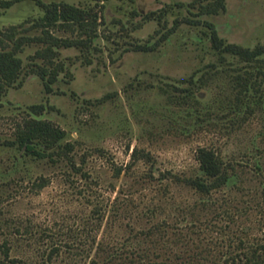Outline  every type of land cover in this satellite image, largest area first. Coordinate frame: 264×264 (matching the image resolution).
Wrapping results in <instances>:
<instances>
[{
	"label": "rangeland",
	"instance_id": "374dc122",
	"mask_svg": "<svg viewBox=\"0 0 264 264\" xmlns=\"http://www.w3.org/2000/svg\"><path fill=\"white\" fill-rule=\"evenodd\" d=\"M65 1L99 9L91 44L58 47L64 68L49 91L27 63L35 45H24L21 73L0 92V241L9 256L17 264H94L102 248L115 256L131 250L152 225L150 246L160 253L149 256L174 264L192 255L207 264L239 237L264 240V197L249 152L264 144V111L229 108L240 62L218 57L204 23L224 40L252 45L264 40V0H223L206 13L197 11L204 0ZM40 12L34 0H14L0 6V27ZM32 102L43 106L33 115L64 128L78 169L5 142ZM200 144L233 158L235 182L206 195L169 175L197 172ZM132 146L142 153L125 167ZM38 174L48 180L33 189Z\"/></svg>",
	"mask_w": 264,
	"mask_h": 264
},
{
	"label": "trees",
	"instance_id": "16d2710c",
	"mask_svg": "<svg viewBox=\"0 0 264 264\" xmlns=\"http://www.w3.org/2000/svg\"><path fill=\"white\" fill-rule=\"evenodd\" d=\"M14 0H0V6H8ZM41 12L33 17L18 22H11L0 27V92L6 85L14 82L23 68V62L18 54L24 45L34 44L32 52L28 53L29 69L41 80L44 90H51V83L55 81L59 73L63 71L64 62L57 57L59 46L88 47L92 38L97 34L98 24L102 21L98 8L84 7L65 0H34ZM223 7V0H204L198 3L199 13L215 12ZM149 14V12H146ZM145 13V14H146ZM146 14V15H147ZM25 21H28L25 23ZM208 38L210 45L217 51L218 57L224 59L223 53L235 57L240 63L233 67L231 79L234 83L235 93L230 100L229 108L236 115L249 113L254 109L264 111V40L252 45H243L234 41H227L220 37L210 24ZM32 29V31H29ZM170 28L167 29L170 30ZM58 30L65 33H59ZM165 36V32L160 37ZM149 44L135 43L134 48L145 49ZM193 74L184 79L190 81ZM25 114H22L13 124L12 137L5 139L8 144H13L22 154L32 157H46L56 160L64 157L71 165L72 170L78 169L73 161L70 150L72 142L66 138L63 127L51 120L33 115L42 109L41 102L27 104ZM262 134L264 137V115L262 122ZM253 153L250 163L253 165L252 173L258 176L261 184L260 192L264 197V144L259 146L252 144L249 150ZM142 153L135 146L129 152L130 159L125 167L136 156ZM142 155L147 156L144 152ZM194 157L197 162V172L178 175L169 173L174 180L189 185L201 194H210L213 190L229 182H235L232 176L238 175L233 158L223 157L220 152L211 145L200 144L194 149ZM122 166L113 167V172L118 173ZM250 168V169H251ZM264 174V173H263ZM262 177V178H261ZM47 177L38 174L30 181L31 187L37 189L47 182ZM224 211V210H223ZM154 225L139 230L142 239L137 234L131 250L121 256H115L113 250H108L100 259L91 257L94 264H174L168 258H155L150 253H160L150 245H154ZM138 232V231H137ZM8 242L5 238L0 241V263L17 264L14 256L8 254ZM222 256H209L207 264H264V240L246 243L239 237L235 243L226 246ZM158 255V254H157ZM194 259L180 257L178 264L203 263L201 257L192 255ZM204 259H207L205 257ZM23 262V261H22ZM31 264L23 262V264ZM40 264H44L41 262Z\"/></svg>",
	"mask_w": 264,
	"mask_h": 264
}]
</instances>
